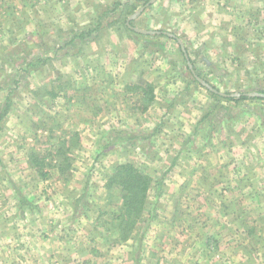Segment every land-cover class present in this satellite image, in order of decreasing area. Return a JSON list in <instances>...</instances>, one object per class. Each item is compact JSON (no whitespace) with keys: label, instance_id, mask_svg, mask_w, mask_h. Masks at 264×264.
<instances>
[{"label":"rangeland","instance_id":"374dc122","mask_svg":"<svg viewBox=\"0 0 264 264\" xmlns=\"http://www.w3.org/2000/svg\"><path fill=\"white\" fill-rule=\"evenodd\" d=\"M149 1L5 0L6 8L19 4V13L30 19L38 6L39 14L45 15V19L44 25L42 21L38 24L39 32L35 28L32 34L14 40L21 54L0 66V84L7 88L0 90V112L9 113L8 118H0V184L4 183L0 199H35L41 205L53 202L56 208L61 199L78 198L71 204L74 211L81 209L94 222L97 218L96 225L106 222L114 243L135 238L141 247L138 257L149 251L146 254L153 263L165 264L192 263L190 259L182 260L191 256L192 239L187 236L181 241L179 232L183 225L192 230L195 214L201 217L196 225L201 229L203 243L207 244L211 240L203 235L211 224L222 227L223 215L230 212L231 219L226 220L228 228L239 226L235 220L241 221L245 230L251 232L246 243L248 256L253 261L263 260L264 254L256 251L264 241V236L258 234H264V99L256 96L264 95L260 90L264 86H256L254 79L259 70L248 60H243L245 68L239 56L216 58L221 54L217 43L211 47H193L190 44L194 41L193 31L184 21L176 19L179 6L175 5L180 0H154L147 5ZM189 1L192 9L198 0ZM254 4L250 0L249 6L254 11L248 15L253 20L251 30L248 27L243 30L249 42L244 44L249 48L246 52L252 56L250 49H256L254 44L260 43V38L251 31L257 35L264 31V3L261 8ZM83 5H88L89 24H94L96 19L95 27L89 28V37L75 39L71 45L67 40L84 28H73L72 35L62 27L50 28L45 33L42 26L48 29L52 26L51 19H46L48 10L54 7L52 24L61 26L67 21L63 11L67 8L71 17L66 23L78 27L83 22ZM255 10L259 13L254 14ZM132 16L135 17L128 20ZM260 18L261 23L256 22ZM126 24L157 34H137L128 30ZM67 28L68 24L65 30L69 31ZM166 33L174 34L184 43L189 64L195 68L194 77L218 93L235 98L246 95L248 99L235 103L219 95L217 99L196 78L192 81L184 55ZM209 34L196 35L195 40L206 42ZM54 41L56 45L51 46ZM106 44L112 47L111 61L99 66L98 62L86 60L93 52L105 57L100 47ZM30 47L31 52L27 49ZM38 52H42L39 63L29 66L31 56ZM82 52L87 56L59 57L62 53ZM118 52L131 62L122 60ZM93 73L104 75L101 85L90 78ZM49 91L54 95L43 96ZM69 97L73 101L68 103ZM173 116L178 117V124L171 121ZM197 118L201 119L199 137L193 136L197 134L192 132L191 124ZM214 132L213 142L210 139ZM186 135L189 140L183 143L179 137L186 138ZM217 148L226 159L221 157L215 161ZM183 149L184 156L177 157L175 154ZM53 150L55 154L51 153ZM35 155L47 156L43 166L35 164ZM126 162L148 175L151 181L143 214L135 222L132 233L121 241L116 239L118 230L112 219L120 213V189L114 185L107 189L105 185L116 166ZM241 167L243 173H239ZM186 168L188 171L179 172ZM238 179L246 185L238 187ZM212 180L216 181L213 188L210 187ZM225 180L229 182L228 187H224ZM251 182H258L259 187L248 189ZM199 183L203 188L197 187ZM252 197H256L255 204ZM31 206H24V211L29 212ZM62 207L68 212L73 210L65 204ZM213 213L216 219L211 222L207 215ZM259 224L261 227L257 228ZM217 240L222 241L223 237ZM205 255L212 264L223 260L219 249L213 248ZM136 262L140 263L139 259ZM231 263L239 264V256H233Z\"/></svg>","mask_w":264,"mask_h":264},{"label":"crops","instance_id":"0c3cea01","mask_svg":"<svg viewBox=\"0 0 264 264\" xmlns=\"http://www.w3.org/2000/svg\"><path fill=\"white\" fill-rule=\"evenodd\" d=\"M172 1H170V3H172ZM200 1L201 3L199 2V0L196 4L193 3L192 9L191 5L189 4V2L191 1L189 0H180L177 5L174 4L177 7L179 6V11L176 12V19H181L182 21H184V25H189V27L193 31L194 41L192 40L190 44L193 45V47H198L196 45H205L211 47L212 44L216 46L217 43V45L219 44L218 52H220L221 54H219V56H216V58L221 57L223 59H230V57L239 56V61L244 65L245 68H247V66L244 64L243 60H248L252 62V65L255 64L256 68L259 70V72L255 75L254 78L256 79V86L260 84L261 86H264V42H261L264 39V31H261L260 33H258V35L251 31L254 36L260 38V43L256 42L254 44L256 46V49H250V53H252L253 56L250 55L249 52H246L247 50H249V48L244 46V44H248L249 42L247 41L248 39H245L243 30H246L247 27L251 30V27L253 25V23H251V21L253 20L248 17L250 13L254 12L251 11L253 8L249 6L250 0ZM254 2L256 3L254 4L256 5V8L258 6L261 8L263 6L264 0H254ZM7 3H9V1ZM19 6V4H16L15 6H13L12 4L10 8H6L5 0H0V66L7 65L11 58L15 59L13 58L14 56L21 54L17 52L19 46L17 45V43H13L14 40L21 39L24 37V35H27L29 33L32 34L35 28H38L37 31L39 32L41 27H39L38 24L41 23V21L44 25L45 15L39 14L37 10L39 9L38 6L33 9L32 13L34 16H32L31 19L29 18V16H25L23 12L19 13V8L21 7ZM82 7H85L83 9L84 17L81 20L83 22H80L78 27H76V25L74 27L72 23H66L69 19V16L71 17V12L70 10L68 11V9L64 7V20L67 21L63 22L61 26H57V24L53 25L52 23H54V7H50L51 11H47L46 19H48V21H50L51 19L52 26H49V29L48 27L42 26V28H45V33L46 31H50V28H52L53 30H59L58 27H62L64 32L72 35L73 28L80 30L84 28L83 31H87L89 30V28H94L96 25V19L94 24H92L93 22L91 23L92 25L89 24L90 21L88 19V5H83ZM59 12H62L61 9H59ZM256 13H259V11H256L254 14ZM195 14L198 15L196 16ZM261 20L262 18H260L256 22L261 23ZM67 24L69 25V28H67L69 31L65 30ZM127 28L128 30L132 31L129 25H127ZM208 32H210V34L209 39L205 40L206 42H199L200 39L195 40L196 35L205 34ZM155 34H157V32ZM155 34L145 36H155ZM169 35L168 33L165 34L167 38L175 40L178 45L179 51L182 52L184 55L187 68L190 73L189 75L194 77L195 68H193L191 64V68L188 66V52L186 51V48L183 45L184 43L174 34ZM117 40L120 41L119 37H117ZM219 40L222 41L219 42ZM67 41H69L70 43L71 38ZM178 41H180L181 44ZM9 42H11V44H9ZM52 45H56L55 41L51 44V46ZM225 45H229L230 47L227 48ZM27 49H29L28 51H30L32 50V47ZM100 49L105 55V57L99 55V52H93L90 53L89 57H87L86 60L90 59L89 61L98 62L99 66L104 65L105 61H109L110 57L113 56L111 55L112 47H109L106 44L100 47ZM38 53L39 54L37 55L33 54L31 56L32 61H28L27 64H31L32 62V64H34L35 62L39 63L40 58L42 57V52ZM118 54L120 55L119 52ZM70 55H74L75 57H77L76 59L87 56V54L82 52L79 54L62 53L59 55V57H62V59H69ZM114 55L116 54L114 53ZM46 56L49 57V55ZM121 57L122 60L128 59V61L131 62L130 58L125 57V55ZM49 58H46L47 62H50L51 59ZM22 69L28 71L27 68ZM59 71H61V69H59ZM90 76L92 80H95L96 82L99 81L100 85L102 84V79L104 78L103 74L100 75L97 73H93ZM78 78H80V76ZM69 80L73 81L70 78ZM40 87L41 85H39V88ZM6 89L7 88H5L4 84H0V90ZM260 90L264 91V88H261ZM66 101L68 103L73 101L72 97L67 98ZM221 105H227V103L221 102ZM7 113L8 112L3 114L2 112H0V118L6 119L9 114ZM21 118L20 120H22ZM242 118L243 116L241 115L240 120ZM200 120L201 119L197 118L195 119L196 123L191 122L192 132L197 134L193 136L199 137L200 135ZM171 121H175V123L178 124V117L173 116L171 118ZM5 122L7 123V120ZM210 134L211 131L209 132V135ZM188 136L186 135V138L179 137V139H181L183 143H187V141L189 140ZM210 140L213 142L216 140L215 132L212 133ZM219 149L220 148L216 149L219 151H216V162L220 161L222 159L221 157H223V159H226V155L222 152V150ZM185 153L186 151L183 149L178 150L175 155H177V157L179 158H182ZM225 163L226 162H224V165ZM186 167L189 166L186 165ZM207 167L211 168L210 165H208ZM214 168L215 166L211 169ZM187 169L188 168H186V170H179V172L184 173L185 171H188ZM243 172L244 171L241 167V169H239V173ZM3 184L4 183L0 184V188ZM228 184L229 182L225 180L224 187H228ZM215 185L216 181L212 180L210 187L213 188L215 187ZM245 185L246 184L243 183L242 179H238V187L241 188ZM257 185L259 187L258 182H254V184H252L251 182L250 186L248 185V189H257ZM197 187L203 188V184L199 183ZM254 198L256 197H252L253 204H255L256 201ZM77 199L78 198H73V200H71V198L69 197H67L65 201L61 199L59 201V207L55 208L53 202H43V205H45L43 206L41 205L42 202L40 200L35 199L27 200L20 197L1 198L0 264H55L57 262L60 264H165L163 262L153 263L152 258L146 254L149 253V251L144 253L145 256H142V253H140V256L138 257V252H140L141 247L135 243L137 242V240H134L135 238L133 240L129 238V240L124 243H114L111 240L113 238L112 233L110 232L111 230L107 228L108 224L106 222H101L100 224L96 225L97 218H95L96 222H94L93 219H90L88 218V216H85L83 214L84 212L81 213V209H78V211H74V207L71 204L72 202L75 203ZM11 202L13 203L11 204ZM63 204H65L66 206L68 205V207L73 210L69 212L65 211L62 207ZM26 205H33V207H29V212H26L23 209ZM213 215H215V213L207 215L211 222L215 221L216 219ZM223 216L224 224H226V220L231 219L230 212H228L226 215L224 214ZM198 219H201L200 215L195 214V218L191 223L192 230H190L188 225L186 227H184L183 225V227L180 229L179 235L181 237V241L184 240V238H186L187 236H190L192 239L190 244L191 247H188L189 250H191L192 252L191 256L182 260L189 261L190 259V261L192 262L191 264H212V261H209L205 254L211 253L212 249L214 248L215 250L219 249V252L222 253L221 259L223 260L218 261L217 264H232L231 259L233 256L236 255L239 256V264H264V259H254L256 251L259 253L262 252L264 254V241L262 243L263 246L261 245V247H258L257 250L255 248L256 251L254 254H252V259H254V261L251 260V256H248V246L246 245V243H248L247 240L249 237V233L251 234V232L245 230L241 221L235 220V223H239V226H234L233 229L228 228L227 224H223L222 227L218 228H216L214 224H211L210 230L205 235H203L205 237H209L208 240L211 241H208L207 244H204V239L201 237V229L196 225ZM260 227L261 225L259 227L257 226V228ZM258 234L264 236V234H261V232H258ZM218 237H223V240L216 241V238ZM107 238H110V240H107ZM237 238L240 240L239 243ZM116 239H118V236ZM207 249L210 250L207 251ZM136 259H139L140 263H137Z\"/></svg>","mask_w":264,"mask_h":264},{"label":"trees","instance_id":"16d2710c","mask_svg":"<svg viewBox=\"0 0 264 264\" xmlns=\"http://www.w3.org/2000/svg\"><path fill=\"white\" fill-rule=\"evenodd\" d=\"M90 30L87 31H81L79 33H74L75 37L71 39L70 44L75 39H84L85 37L90 36ZM182 53V52H181ZM183 54V53H182ZM43 62V60H41ZM33 63V62H32ZM28 64L29 66H36L35 64ZM192 81L195 82V79L193 77ZM44 95H54L52 91H49L47 93H43ZM217 94H212L213 97H216L217 99L219 96ZM224 100L227 101H233L238 102L241 100L248 99V96L241 95L239 98H235L234 96H227L223 97ZM257 98V97H255ZM254 98V99H255ZM60 151V148L57 149V152ZM52 154H55V151L51 152ZM48 155V154H47ZM33 157V156H32ZM35 158V164L37 166H43L44 161L47 158V156H34ZM151 179L148 175L142 173L138 168H135V166L130 163H121L116 166L113 174L108 178V181L106 183V188L110 189L112 185L116 186L120 189V200H121V209L120 213L117 216H114L113 218V226L118 230V240L121 241L126 240L127 236H129L132 231L135 222L140 220L143 211H144V201L146 198L147 189L149 186Z\"/></svg>","mask_w":264,"mask_h":264},{"label":"water","instance_id":"95a60500","mask_svg":"<svg viewBox=\"0 0 264 264\" xmlns=\"http://www.w3.org/2000/svg\"><path fill=\"white\" fill-rule=\"evenodd\" d=\"M153 1H154V0H150V1L148 2L147 5L151 4ZM140 12H141V10H139L138 12H136L135 16H136L137 14H139ZM135 16L130 17L128 20H132ZM130 29H131L133 32H136V33H138V34H143V35H151V34H155V33H156V32H153V31L139 30V29L132 28V27H130ZM168 35H169V34H168ZM169 36H171V35H169ZM178 42L181 44L180 41H178ZM188 66L191 68V66H190L189 63H188ZM195 78H196V77H195ZM196 80H198V82H199L201 85H203L206 89H208L209 91H212V92H214L215 94H217V95H219V96H221V97H227V95H225V94H221V93H218V92H216L215 90H213V89H212L207 83H205L204 81H202V80H200V79H198V78H196ZM256 96L264 98V95L257 94Z\"/></svg>","mask_w":264,"mask_h":264},{"label":"built area","instance_id":"2783aa9c","mask_svg":"<svg viewBox=\"0 0 264 264\" xmlns=\"http://www.w3.org/2000/svg\"><path fill=\"white\" fill-rule=\"evenodd\" d=\"M55 264H60V263H55Z\"/></svg>","mask_w":264,"mask_h":264}]
</instances>
